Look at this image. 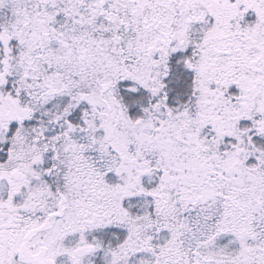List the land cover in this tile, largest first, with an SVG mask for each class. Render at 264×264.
<instances>
[{"label":"snow or ice","instance_id":"1","mask_svg":"<svg viewBox=\"0 0 264 264\" xmlns=\"http://www.w3.org/2000/svg\"><path fill=\"white\" fill-rule=\"evenodd\" d=\"M0 264H264V0H0Z\"/></svg>","mask_w":264,"mask_h":264}]
</instances>
